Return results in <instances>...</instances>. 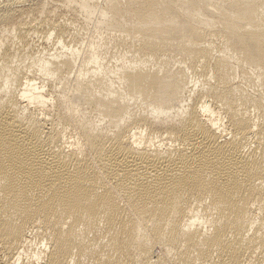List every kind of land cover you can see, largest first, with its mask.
<instances>
[{
	"label": "bare ground",
	"instance_id": "bare-ground-1",
	"mask_svg": "<svg viewBox=\"0 0 264 264\" xmlns=\"http://www.w3.org/2000/svg\"><path fill=\"white\" fill-rule=\"evenodd\" d=\"M0 264H264V0H0Z\"/></svg>",
	"mask_w": 264,
	"mask_h": 264
},
{
	"label": "rangeland",
	"instance_id": "rangeland-1",
	"mask_svg": "<svg viewBox=\"0 0 264 264\" xmlns=\"http://www.w3.org/2000/svg\"><path fill=\"white\" fill-rule=\"evenodd\" d=\"M27 3H28V2H26V6H27ZM64 15H65V18H67V17H69L70 13H69V14L66 13V14H64ZM40 41H41V39L38 41V43H40ZM50 43H52V42H50Z\"/></svg>",
	"mask_w": 264,
	"mask_h": 264
}]
</instances>
